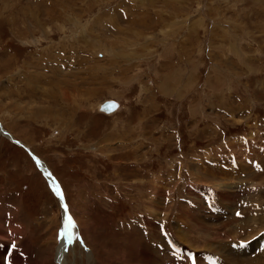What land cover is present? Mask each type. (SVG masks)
Returning a JSON list of instances; mask_svg holds the SVG:
<instances>
[{"label": "rangeland", "instance_id": "374dc122", "mask_svg": "<svg viewBox=\"0 0 264 264\" xmlns=\"http://www.w3.org/2000/svg\"><path fill=\"white\" fill-rule=\"evenodd\" d=\"M105 101L117 109L99 112ZM261 121L264 0H0V129L63 192L75 239L64 264H145L153 244L156 264H189L163 230L197 264H262L264 233L229 227L264 216ZM49 188L0 135V246L25 264H56L62 212ZM214 204L221 224L198 216Z\"/></svg>", "mask_w": 264, "mask_h": 264}, {"label": "bare ground", "instance_id": "6f19581e", "mask_svg": "<svg viewBox=\"0 0 264 264\" xmlns=\"http://www.w3.org/2000/svg\"><path fill=\"white\" fill-rule=\"evenodd\" d=\"M115 102V101H114ZM116 103V102H115ZM116 105H117V107H118V104L116 103ZM99 106L100 105H98V109H99ZM117 107H116V109H117ZM98 112V111H97ZM99 112H101L100 110H99ZM101 113H103V112H101ZM103 114H106V113H103ZM0 130H2V129H0ZM3 131V130H2ZM4 132V131H3ZM6 134H7V137L9 138V140L10 139H12L11 138V136L6 132ZM0 135H2L1 133H0ZM2 136H4V135H2ZM16 140V139H15ZM18 143L19 144H22L21 142H19L18 141ZM23 145V144H22ZM24 146V145H23ZM250 146H251V144H250ZM25 148H27L26 146H24ZM24 147H22L23 149H25ZM125 148H127V147H125ZM28 149V148H27ZM109 151V150H108ZM32 155H31V158L33 159V158H35V159H38L37 161H39L37 164H38V166H37V168L40 170V172H41V174L43 175V177L44 176H46V178H47V180L49 181V184L51 185V187H54V186H56V182L53 180V178L51 177V173L49 174V169H48V167H46V165H44V163L43 162H41L40 161V159L39 158H36V156H35V154H33V153H31ZM34 160V159H33ZM34 162H35V160H34ZM213 165V163H210V165ZM49 171V172H48ZM194 173V172H193ZM207 173V172H206ZM264 176H262L261 177V179H260V183H259V185L260 186H262V184L264 183V178H263ZM258 185V186H259ZM215 187V189H217L218 191H219V188L221 189L222 188V186L220 185L219 187H217L216 185L214 186ZM60 189V188H59ZM155 190H157V189H155ZM61 191V193H62V195H63V192H62V190H60ZM52 192H53V190H52ZM187 192V194L186 195H188L189 197H192L194 194L193 193H191L189 190H187L186 191ZM155 193L157 194V192L155 191ZM192 194V196H190ZM197 194V193H196ZM220 194V197H221V199L223 200V201H229V202H231L232 201V198H234V197H232V196H230V195H227V194H222V193H219ZM159 196V195H158ZM161 196V195H160ZM64 196H63V205L65 204V201H64ZM189 199H191V198H189ZM196 201V200H195ZM147 204H149V203H147ZM182 204V203H181ZM145 205H146V203H145ZM150 205V207L152 208V209H150V213L151 214H155L157 211V207L155 206V205H152V204H149ZM176 206L178 207H175V209H178V210H180L181 211V213H179V212H177L176 214L178 215H183L184 217H185V219H189L192 223H199L200 221H197V220H194V219H192V218H189V216L186 218V215H188V214H190L191 213V210L188 208V207H183L182 205H177L176 204ZM196 207V209H198V208H200L199 206H195ZM205 208V207H204ZM204 208H202V209H200L199 211H198V213L200 214V215H198V216H203V217H205V216H208V218L211 220L210 221V223H208V224H212V223H215V224H218V223H220V219L218 220L217 219V217H215V213H214V215L213 216H211L210 214L212 213H208V210L207 209H204ZM149 209V208H148ZM170 209V208H169ZM206 213V214H204V212ZM147 212H148V210H147ZM195 212V214H196V211H194ZM214 212V211H213ZM185 213H187L186 215H185ZM197 218V217H196ZM263 218H264V216H263ZM263 218H261V219H257V220H253V219H250V220H246V221H244V222H240L239 224H230L229 225V227H230V229H235V228H242V226L244 225V227H245V229H250L252 226H254L256 229H254V227H253V229L255 230V232H257L258 230V232L257 233H255V235H258L259 233H264V221H261ZM204 221V220H203ZM70 222V224H71V221H69ZM148 222V221H147ZM262 222V224H259V226L257 227L256 225L258 224V223H261ZM74 224V223H73ZM67 223H64L63 225H62V227H61V231H60V235H59V239H58V245H57V250H56V256H55V262H56V264H64V256H65V251H66V245H67V242L69 241V239H68V237H69V235H68V229H69V227L71 226V225H69V227H67ZM236 225V226H235ZM252 229V228H251ZM252 229V231H254ZM251 231V232H252ZM261 233V234H262ZM9 235H10V233H9ZM0 236H2V235H0ZM14 236L12 235V238H13ZM252 237H254V236H252ZM252 237H250V239H254V238H252ZM259 237V236H258ZM203 238H204V240H205V242L206 243H210L211 241H212V239H213V236L207 231L206 233H204L203 234ZM14 240H15V237H14ZM172 240H174V238L173 239H171V237H170V239H168V240H166V242H165V244L166 245H170L171 243H173L174 241H172ZM248 240H249V238H248ZM130 241H132L133 242V240H130ZM251 241V240H250ZM14 242V241H13ZM244 242V241H243ZM243 242H241L242 244H243ZM252 242H256V240H252ZM252 242H249V244H247V243H245V244H243V245H247L246 246V249H247V251H252V249L250 248V246H252L253 245V243ZM134 243V242H133ZM148 243V242H147ZM175 244H177L178 246H181V245H185L184 243L182 244V243H180V242H178V241H175L174 242ZM130 244V243H129ZM132 244V243H131ZM149 244V243H148ZM126 246H127V244H126ZM260 246H261V243H260ZM259 246V247H260ZM1 247V246H0ZM149 246H144L143 248H144V250L146 249L147 250V252L148 253H151V251L149 250V249H155V251L156 252H158V253H163L160 249L158 250L156 247H152V248H148ZM161 247V246H160ZM185 247H187L186 245H185ZM177 250H179L180 252L181 251H184V250H182L181 248H177V247H175ZM20 249V248H19ZM169 249V251L170 252H172L171 250H170V248H168ZM159 251H161V252H159ZM186 251V250H185ZM164 252H166V251H164ZM146 253V252H145ZM147 253V255H146V257L147 256H150V254H148ZM178 254V253H176V252H174L173 251V254ZM233 254H234V256L233 257H236V252L234 251V252H232ZM2 254H9V256H8V260H10L11 261V263L10 264H25L24 263V260L21 258L22 256H20V253L18 252V247H15V249H8L6 246H2L1 248H0V259H2ZM211 254V253H210ZM208 255V256H210V257H213L214 256V254H211V255ZM170 255H172V254H170ZM179 256H180V259H181V255L180 254H178ZM185 255V254H184ZM152 256H153V254H152ZM151 256V257H152ZM164 256V255H163ZM203 256V255H202ZM260 257H258V261L259 260H261V262H262V264H264V251H261L260 252V255H259ZM149 258V259H147L146 261H144V263L145 264H156V263H158V262H156L155 261V258L153 257V258ZM162 258V257H161ZM182 258H185L184 256H182ZM188 262H189V259H187V258H185ZM197 259H198V257H197ZM175 260V259H174ZM185 260V261H186ZM178 262V261H177ZM199 262H201V261H199ZM227 264H232V259L231 258H228V260H227V262H226ZM219 264H224V261L222 260ZM240 264H245V263H240Z\"/></svg>", "mask_w": 264, "mask_h": 264}, {"label": "crops", "instance_id": "0c3cea01", "mask_svg": "<svg viewBox=\"0 0 264 264\" xmlns=\"http://www.w3.org/2000/svg\"><path fill=\"white\" fill-rule=\"evenodd\" d=\"M262 122V121H261ZM263 123V122H262ZM264 124V123H263ZM234 158V160H235V162H234V164H232L231 163V160H230V163H231V167L232 168H234V167H236V166H238L239 167V164H238V162H237V160H236V158L235 157H233ZM238 169V168H237ZM236 169V170H237ZM253 167H252V171H253ZM249 171V170H248ZM264 171V169L262 170V172ZM250 172V171H249ZM254 172V171H253ZM261 172V173H262ZM251 173V172H250ZM235 197H236V200H238V198L240 197V195H239V193H238V191L236 190L235 191ZM237 203V202H236ZM199 206V205H198ZM214 206L216 207V210L217 211H214V213H215V217H217V219L219 220V219H221L220 217H222L223 215H225L224 213L226 212V207H223L222 205H220V204H214ZM221 209V210H220ZM231 210H233V209H231ZM235 219H237V217L235 218ZM222 223V221L220 222V224ZM143 251H144V249H142ZM145 252V251H144ZM143 254V252L142 253H140V255H142ZM152 255H150L149 256V258L151 257ZM155 258V261L156 262H158L159 261V259L155 256V255H153L151 258ZM147 259H144V261H146ZM176 260L179 262V261H185V258H182L181 257V259H180V256H178V255H176Z\"/></svg>", "mask_w": 264, "mask_h": 264}, {"label": "water", "instance_id": "95a60500", "mask_svg": "<svg viewBox=\"0 0 264 264\" xmlns=\"http://www.w3.org/2000/svg\"><path fill=\"white\" fill-rule=\"evenodd\" d=\"M117 105L112 101H105L99 106V110L103 113L109 114L116 109ZM30 155V153H28ZM34 159V158H33Z\"/></svg>", "mask_w": 264, "mask_h": 264}]
</instances>
